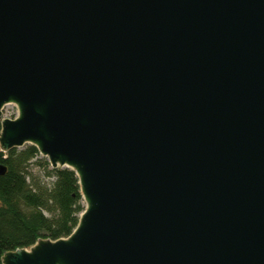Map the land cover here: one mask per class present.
<instances>
[{
    "label": "water",
    "instance_id": "1",
    "mask_svg": "<svg viewBox=\"0 0 264 264\" xmlns=\"http://www.w3.org/2000/svg\"><path fill=\"white\" fill-rule=\"evenodd\" d=\"M0 118L86 205L3 264H264V0H0Z\"/></svg>",
    "mask_w": 264,
    "mask_h": 264
},
{
    "label": "trees",
    "instance_id": "2",
    "mask_svg": "<svg viewBox=\"0 0 264 264\" xmlns=\"http://www.w3.org/2000/svg\"><path fill=\"white\" fill-rule=\"evenodd\" d=\"M2 119L0 118V133ZM0 264L7 252L70 236L86 209L77 173L53 168L34 145L0 149Z\"/></svg>",
    "mask_w": 264,
    "mask_h": 264
},
{
    "label": "rangeland",
    "instance_id": "3",
    "mask_svg": "<svg viewBox=\"0 0 264 264\" xmlns=\"http://www.w3.org/2000/svg\"><path fill=\"white\" fill-rule=\"evenodd\" d=\"M18 109L17 107L15 108L14 105L8 104L4 108V118H10V119H15L17 114H18ZM85 204V203H84Z\"/></svg>",
    "mask_w": 264,
    "mask_h": 264
},
{
    "label": "built area",
    "instance_id": "4",
    "mask_svg": "<svg viewBox=\"0 0 264 264\" xmlns=\"http://www.w3.org/2000/svg\"><path fill=\"white\" fill-rule=\"evenodd\" d=\"M12 105H14V104H12ZM15 106V108L17 107V105H14ZM18 109V108H17ZM19 110V109H18ZM18 114H19V111H18ZM18 114H17V116H18ZM17 116H16V118H17Z\"/></svg>",
    "mask_w": 264,
    "mask_h": 264
}]
</instances>
